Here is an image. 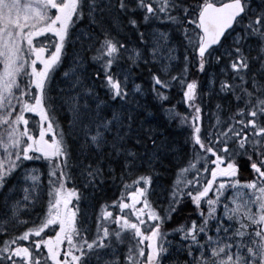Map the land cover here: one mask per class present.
<instances>
[{"label": "snow or ice", "instance_id": "obj_1", "mask_svg": "<svg viewBox=\"0 0 264 264\" xmlns=\"http://www.w3.org/2000/svg\"><path fill=\"white\" fill-rule=\"evenodd\" d=\"M0 264H264V0H0Z\"/></svg>", "mask_w": 264, "mask_h": 264}, {"label": "rangeland", "instance_id": "obj_2", "mask_svg": "<svg viewBox=\"0 0 264 264\" xmlns=\"http://www.w3.org/2000/svg\"><path fill=\"white\" fill-rule=\"evenodd\" d=\"M68 50H69V52L72 51V46L71 45L69 46ZM87 67L89 68V70H91L93 68L97 69L96 67H93L91 63H89L87 65ZM62 71H63V68H60L55 73H53V78H52V81H51V88H52V94L53 95H55L56 92L60 88L65 86L64 79L61 76V72ZM97 83H99V82H97ZM97 91L100 92L101 95L103 96V88L102 87H98ZM188 111H190V110H188ZM54 115H55L56 121L63 122V124H64L63 126H64V129H65V132L68 133L70 130H69L67 122H68V120L71 119L70 113L68 111H66V110L58 109L55 112ZM206 118H210V117L206 116ZM34 119H35V117H33V120ZM205 122H207V120ZM54 123H55V121H54ZM29 126L32 127V123L31 122H30ZM182 127L183 126H181V125L178 126V128L176 129L178 132H176L174 136H171V135L167 134L170 137L174 138V140H175V148L178 151L172 152L166 159H164L163 167H157V169H156L157 172L161 173L162 177H163L162 180L157 185V191H160L164 186H170L172 184L173 180L175 179L176 171H172V168H173L172 167V163H176L177 167L180 168L181 166H183V161L186 160L187 158H189L190 149H182L181 150V145L180 144L183 143L184 137H185V132L181 131ZM70 140L73 142L72 138H70ZM72 142H71V144H72ZM68 143H69V141H68ZM33 166L36 167V168H39L41 170L42 180H43V174H44V171L46 169L45 163L43 161H36V162H34V164L30 163V164L27 165V167H33ZM72 170H73L74 173L76 172L74 169H72ZM45 173H46V171H45ZM169 177H171V178H170V180L168 182L167 179ZM106 182H107V180L105 181L103 187L95 189V190H93L91 188H87V189L86 188H81V192H85L86 191V193H87V200H84L82 198L81 208L82 209H87V211H88L90 216L94 213L95 208L98 207V205L96 204L97 193L99 191H104L105 190ZM111 184H115L119 189H120V187H122V185L120 184L119 178H117L115 181L111 180ZM78 187H80V183L78 184ZM46 199H47V196H46V190H45L44 200L46 201Z\"/></svg>", "mask_w": 264, "mask_h": 264}, {"label": "trees", "instance_id": "obj_3", "mask_svg": "<svg viewBox=\"0 0 264 264\" xmlns=\"http://www.w3.org/2000/svg\"><path fill=\"white\" fill-rule=\"evenodd\" d=\"M96 66L98 68V65H96ZM141 68H143V67H141ZM114 69H113V71H114ZM134 71H137V70L134 69ZM143 75L146 76L147 73L145 72V73H143ZM191 75L192 76H196L197 75V73L195 72L194 69L191 70ZM199 78L203 80V79H205V75L201 73V74H199ZM170 95H171L170 102L176 105V108H177V110L179 112L183 113L185 111L184 106H186V105L181 102L179 91L177 89H173V91H172V93ZM186 160H188V158ZM70 171H71V169H70ZM170 178L171 177H169L167 179L168 182H169ZM240 178L241 179L251 178V173L248 171L247 168L241 167V175H240ZM68 186L69 187L72 186L71 181H69ZM117 196H119V188L117 186L113 185L112 187H109V188L106 186V188H105L104 191L98 192V201L115 199V198H117ZM188 210L189 209H183L182 210V213L185 212V211H188ZM183 218H184L183 214L180 215V216H175L174 215L172 221L170 223H167L166 224V227H169V228L174 227L175 224L176 223H179ZM181 258H183V257H181ZM173 259H175V257H173Z\"/></svg>", "mask_w": 264, "mask_h": 264}, {"label": "bare ground", "instance_id": "obj_4", "mask_svg": "<svg viewBox=\"0 0 264 264\" xmlns=\"http://www.w3.org/2000/svg\"><path fill=\"white\" fill-rule=\"evenodd\" d=\"M141 67H143V65H141ZM177 96V95H176ZM178 126H179V123H178V118L177 119H175V120H173V121H171V122H169L168 124H167V127L165 128V134L167 135V134H169V135H171V136H174L175 135V133L176 132H178L176 129L178 128ZM182 144L183 143H181L180 145L182 146ZM172 171H176L177 170V164L176 163H172ZM73 178H74V180L76 181V186L78 187V184L80 183V177H79V175H78V173L77 172H75L74 174H73ZM111 180L112 179H108L107 180V182H106V185L108 186V188L109 187H112L113 185H115V184H111ZM71 184H72V182H71ZM116 186V185H115ZM173 259V258H172Z\"/></svg>", "mask_w": 264, "mask_h": 264}, {"label": "flooded vegetation", "instance_id": "obj_5", "mask_svg": "<svg viewBox=\"0 0 264 264\" xmlns=\"http://www.w3.org/2000/svg\"><path fill=\"white\" fill-rule=\"evenodd\" d=\"M44 182L47 183V175L45 176L44 178ZM47 232L48 235H54V231H48V230H45Z\"/></svg>", "mask_w": 264, "mask_h": 264}]
</instances>
